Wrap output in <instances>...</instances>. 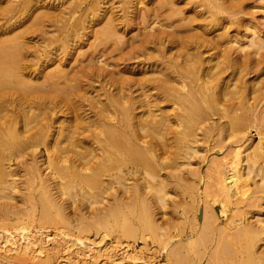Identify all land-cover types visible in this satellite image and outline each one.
Returning a JSON list of instances; mask_svg holds the SVG:
<instances>
[{"label": "bare ground", "instance_id": "bare-ground-1", "mask_svg": "<svg viewBox=\"0 0 264 264\" xmlns=\"http://www.w3.org/2000/svg\"><path fill=\"white\" fill-rule=\"evenodd\" d=\"M113 228L264 264V0H0V264H95Z\"/></svg>", "mask_w": 264, "mask_h": 264}, {"label": "rangeland", "instance_id": "rangeland-1", "mask_svg": "<svg viewBox=\"0 0 264 264\" xmlns=\"http://www.w3.org/2000/svg\"><path fill=\"white\" fill-rule=\"evenodd\" d=\"M169 211V215H168V212L164 215V217L163 216H161V218L162 219H164V220H166L168 217L169 218H171V217H173L174 215H175V212L173 213V211H171L170 212V209L168 210ZM172 214H174V215H172ZM160 215L161 214H159V217H160ZM165 217H167V218H165ZM175 218V217H174ZM173 219V218H172ZM172 219L170 220V221H172ZM168 221H169V219H168ZM116 230L117 231V234H116V231L114 232V231ZM113 230L111 231V230H109V232L111 231L112 232V234H110L109 232L105 235V238H104V240H103V238H102V235H100V234H97L96 235V237H95V243H97V239L99 238L100 240H102L101 242H99L98 241V245L97 244H95V245H93L94 247H97L98 246V248H100L102 251H98V250H100V249H98V248H95L96 250H94L95 251V253H100V252H102V253H100L99 255L98 254H96V258L94 259V261H92L93 263L94 262H96L95 264H157V262L158 261H160V258H157L158 259V261H157V259H156V261H155V259L153 260V259H150L148 256H147V254L145 253V251L147 250V248L144 246V247H142V250H141V252L143 251V253H141V252H139V251H137V249H140V245H142V243H144V240L142 239V238H140L141 236V234H139V236H137V238H134V237H128V236H126V235H124L119 229L117 230V228H113ZM45 231V233H44V235L46 234V233H52L53 234V229H46V230H44ZM114 233V234H113ZM118 233H119V235H121V236H119L120 238V241H119V239H118V237H115V236H117L118 235ZM103 234V233H102ZM43 235V236H44ZM115 235V236H114ZM101 236V237H100ZM107 236V237H106ZM115 238H114V237ZM56 237V236H55ZM128 237V238H127ZM140 239H139V238ZM50 238H53V235L50 237ZM102 238V239H101ZM114 238V239H113ZM98 239V240H99ZM114 243V245H113V243L111 242V241ZM117 240V241H116ZM109 241V242H108ZM2 242V238H0V246L3 244V243H1ZM119 242V243H118ZM131 242H133L132 244L134 245V246H132V244H131ZM136 242V243H135ZM107 243V244H106ZM110 243H112V245L113 246H116V248L114 247V249H112V245H110ZM157 242H154V243H152L151 245H157L158 246V243L156 244ZM104 244H106V245H104ZM52 245V244H51ZM109 245H110V249L111 250H109V249H104L105 247H109ZM131 245V246H130ZM151 245L149 244V246L151 247ZM103 246V248H101ZM130 246V247H129ZM143 246V245H142ZM132 247H134V248H132ZM74 249V248H73ZM130 249H131V251H130ZM133 249H135V251L133 250ZM146 249V250H145ZM105 250V251H104ZM121 250V251H120ZM123 250V251H122ZM129 250V251H128ZM134 252H133V251ZM109 253L108 255H107V252ZM121 252V253H120ZM131 252H133V253H131ZM135 252H137V253H135ZM140 254H139V253ZM147 252V251H146ZM105 254H106V256H105ZM124 254V255H123ZM130 254H136V255H141V257H142V259L140 258V259H136V260H134L132 257H133V255H131V258H130ZM90 254H82V255H79V257H86V258H84V260L86 259V260H89L90 258V256H89ZM109 255L111 256L110 258H109ZM113 255H114V257H113ZM137 256V257H138ZM81 257V258H82ZM149 258V260L151 261H149L148 260V258ZM89 258V259H88ZM107 260H106V259ZM144 258V259H143ZM103 259V260H102ZM116 259V260H115ZM145 259H146V261L147 262H145ZM111 260V261H110ZM113 260V261H112ZM118 260V261H117ZM130 260H131V262H130ZM144 260V261H143ZM78 261H80V260H78ZM104 261V262H103ZM110 262V263H109ZM136 262V263H135ZM156 262V263H155ZM77 263H79V262H77ZM90 262H86V264H89ZM161 264H163V262L161 263Z\"/></svg>", "mask_w": 264, "mask_h": 264}]
</instances>
